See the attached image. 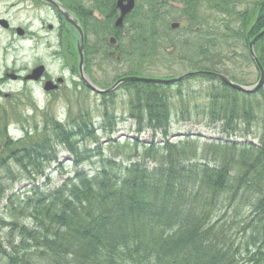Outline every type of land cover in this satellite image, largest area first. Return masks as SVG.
Masks as SVG:
<instances>
[{"label": "trees", "instance_id": "obj_1", "mask_svg": "<svg viewBox=\"0 0 264 264\" xmlns=\"http://www.w3.org/2000/svg\"><path fill=\"white\" fill-rule=\"evenodd\" d=\"M263 1L240 11L244 0H199L206 11L222 17L208 16L211 24L205 22V42L212 44L205 52L227 35L243 40L247 48L248 31L252 38L264 29ZM135 13L136 36L143 43L141 58L148 48L156 56L159 28L164 25V21L156 22L160 9L141 0ZM263 39L254 48L264 67ZM177 41L172 42L174 46ZM216 63L214 56L205 54L203 66L196 70L229 77L227 71L215 69ZM195 80L209 86L205 104L190 108L183 99L189 92L183 88ZM203 91L204 86L200 94ZM122 94L138 132L145 127L166 138L176 118L184 123L200 116L210 125L218 124L224 134L245 135L253 128L259 144L205 142L202 151L212 153L210 160L189 161L191 156H184L197 144L188 141L199 138L187 137L182 144L165 142L166 154L153 168L145 160L122 168L105 157L101 147L77 151L75 137L94 136L93 122L85 121L89 112L79 114L71 125L66 123L69 130L47 122L40 136L21 146V141L16 142L14 148L4 127L0 130L4 148L0 168L11 178L10 161L28 178L32 173L41 175L43 163L56 161L53 141L72 155L75 173L57 189H33L17 204L7 199L11 216L10 220L0 218V227L11 226V230L7 241H0V264H264V102L252 100L258 94L233 91L217 79L201 76L174 86L127 83ZM107 109L105 104L103 121H109ZM107 126L108 122L104 131ZM148 149L155 152L153 145ZM92 160L98 166L86 170L82 165ZM6 187L0 183V198ZM17 217L28 224L19 223Z\"/></svg>", "mask_w": 264, "mask_h": 264}, {"label": "rangeland", "instance_id": "obj_2", "mask_svg": "<svg viewBox=\"0 0 264 264\" xmlns=\"http://www.w3.org/2000/svg\"><path fill=\"white\" fill-rule=\"evenodd\" d=\"M256 1L257 0H244V4L238 8L242 11L246 7H252ZM19 2V0H0V18H5L11 23L13 28L17 26L28 30L27 27H29V30L31 29L33 32L37 33L40 38L47 36L48 41L42 38L43 40L39 41L37 45L33 44L32 47V45L25 42H20L17 38L11 36V33L4 32L0 29V130L6 127L7 136L11 135L13 139H17L14 143L21 141L19 145L21 146L33 140V137L35 138L36 136L37 138L42 134V129L47 122H57L63 125L65 130H69L65 126L66 123L71 125L72 121H77L79 114L81 115L82 112H89L88 118L85 119V121L90 119V121L93 122L95 129L94 136L75 137L73 142L77 146H75L77 151L81 152L83 150H92L96 147H101L104 156L109 159H114L122 168L129 167L131 163L138 161L142 162V160H145L149 168H153L157 163L163 160L166 154L163 152L165 142L171 145L182 144L179 142H184V140H187V137L199 138L198 140L188 141H194L197 144L195 150L184 156L185 158L191 156L189 157L190 159H188L189 161L210 160L213 156L212 153H208L207 155L202 151L205 142H239L258 146L259 140H257L256 136L258 132L254 131L255 129L253 130L252 128L251 133L245 135H239L237 133L224 134L220 133L218 124L210 125L208 119H202L200 116H193L192 121L184 123L177 122L178 120L176 118L172 123L171 129L168 130V136L166 138H163L159 132L153 135L152 131L145 127L141 132H138V127L135 125L134 121L129 118V110L128 106L125 105L127 101L122 94V86H116L107 95H99L89 90H84L82 86L77 85V77L75 76L77 74L71 75L69 70L62 71L61 65L64 64L58 59L60 58L58 55V39H55L54 35L48 34L46 30H41L39 21H28L25 14H23L22 8H24V6ZM200 9V14L204 16V18L208 16H212L213 19L216 18L217 20L222 18L215 13L203 11L204 6ZM134 17H137V14H135ZM208 20L212 21L210 18ZM45 21L52 22V20L48 18H45ZM168 22H170V20L165 21L164 25L159 28L161 38L157 40L156 45H160V57L151 54V52L148 53V48L145 50V52L147 51L146 54H144L145 57L141 58L140 48L143 46V43L139 42L140 48L139 45H132V43L128 41L127 36H130V38L137 37L131 30L133 27L129 23H126L123 27V32L126 34L123 42L126 46H129L127 50H131L133 57L137 60H145V63L150 61L144 64V68L140 70L141 75H152L159 78L177 77L189 71V67L186 65L188 62L181 59L189 61L188 55L194 54H190V52L185 53L187 49L184 48L181 50H183L185 55L177 56L173 53L174 50H172V47H174V45L172 42L177 38L179 40L180 33L175 30H169ZM233 27H236V25L234 24ZM103 35H99L98 37H102ZM120 35H118L117 38L119 42L121 39L119 37ZM92 38L91 35L87 40L90 39V41H93ZM189 40L196 42L192 35L189 36ZM176 44H178V42ZM176 44L175 46H177ZM262 45L264 46V39ZM208 46H212V44H207L204 40L203 48ZM170 48L172 49L169 50ZM209 50L210 55L217 53L220 57L226 58L223 61L225 64L222 65L220 63L218 70L224 69L231 77L244 82L247 86H254L258 82L260 74L254 67L252 61H247V48H245L243 40H235L227 35L223 41V38L219 37L216 46L210 47ZM233 52L235 53L232 56L231 53ZM195 56L197 58L201 57L198 55ZM220 57L219 59H221ZM136 59H134V61L138 62ZM36 61L46 65L52 78L66 77V79H68V81L65 82L66 84H64L65 87L62 85L59 90L50 93V101H47L45 96L42 95L36 84L23 87L18 80H9L5 76L6 72L11 74L10 71H13L12 74L18 76L24 67H28L30 63H35ZM77 62L78 59L76 55L75 71H77ZM259 64L264 72L263 65L261 63ZM89 66L92 80L100 90L112 86L115 80L125 73L123 68H121L122 64H117L113 60L109 61L107 59H102L95 61V63H91ZM67 76L69 77L67 78ZM72 76L75 82L71 81L70 78H72ZM200 86V82H191L184 85V93L189 92V95H183L185 96L183 99L190 108L205 104L204 93L209 85L206 84V81L203 82V94L199 93L202 90ZM32 91L34 93L33 95ZM263 97L264 84L258 96H255L252 100H256L255 102H264ZM111 102L113 103L111 104ZM105 104L109 108V110L107 109L110 117L109 121H103L102 119ZM251 107L253 111L257 110L253 102ZM254 114L258 115L259 111ZM107 122L110 127L107 126L106 131H104ZM110 129H112L111 132L108 131ZM49 130H51V126H49ZM240 130H243V128L241 127ZM49 132L52 133L51 131ZM14 143L12 148L18 146ZM151 145L154 146L153 150H155V152H149L150 150L148 148ZM51 147L52 151L55 152L56 161L47 164L43 163L41 168L44 171L41 175L32 173L31 177L28 178L13 161H10L9 166L11 175H13L14 178H11V176L6 173V169L0 168V183L4 184L5 187L9 186L6 187L8 190H4L3 196L0 198L1 219L4 220L8 218V220H10L9 217L11 214L10 208L6 203L7 199H11L17 204L26 199L33 189L36 191L57 189L64 180L74 175L75 166L72 164V155L63 145L57 144L54 141ZM12 148H10V150ZM177 151H179V148ZM175 157L179 158V156L176 155ZM2 158L4 159L5 156L2 155ZM86 163L82 165H85L86 170L94 171V167L98 166L93 160L87 165ZM27 170L33 172L32 170L34 169L29 167ZM17 221L21 224H28V221L20 217H17ZM10 230L11 226L0 227V241H7V235L10 234Z\"/></svg>", "mask_w": 264, "mask_h": 264}, {"label": "flooded vegetation", "instance_id": "obj_3", "mask_svg": "<svg viewBox=\"0 0 264 264\" xmlns=\"http://www.w3.org/2000/svg\"><path fill=\"white\" fill-rule=\"evenodd\" d=\"M20 4L24 6L23 14L27 17V20H34L33 22H40L39 27L41 30H46V32L50 35H54L55 39L57 38L58 48H62V59L64 65H61L62 71L69 70L71 75H75V48L73 46V38H75V30L74 28L69 26L67 20L71 19L75 21L77 24L79 23L82 33H83V66L82 72L84 79L90 84H94L95 82L92 80V74L89 72V65L91 63H95V61L99 60H113L117 64H122L123 70L125 73L120 76L123 78L125 76H138L140 74V70L144 68V64L149 63L150 61L144 62L145 60H137L133 57V53L131 50H127V47L123 42L126 34L122 32L123 28L115 29L114 23L118 18L119 13L116 9L117 0H50L51 3L44 2L42 0H19ZM151 2L152 5L158 7L160 9V15L156 22L160 21H168V26L172 23L175 24H188L191 29H187L184 31L185 34H196L193 27L194 24H199L201 22V15L198 14L202 6V2L199 3V0H147ZM52 4V5H51ZM180 6L182 7L180 9ZM188 8V9H187ZM95 12H98L97 15H94ZM45 18L51 19L52 22L45 21ZM134 16L128 15L124 19V25L126 23H134ZM180 25V26H181ZM179 26V25H178ZM16 27H12L11 23L7 25V33H11L13 37L17 38L20 42H25L29 45L36 44L41 40H47V36H43L42 38L29 27L21 28L22 32L19 35ZM122 32L119 33L118 31ZM104 34L105 36L108 34V37L104 43V39L102 43H98L97 35ZM121 34V35H120ZM93 41L90 39L91 37ZM118 35L120 42L118 41ZM114 37L116 40V46L113 49L114 41L110 42L109 37ZM13 39V38H12ZM94 43V44H93ZM200 45L198 41L196 42V52L194 55H191L188 59L189 61L186 65L189 67V71H194L199 67L203 66V57L200 49ZM171 50V48L169 49ZM168 50V51H169ZM130 51V52H129ZM175 53V52H173ZM55 54V53H54ZM53 54V55H54ZM157 55H161V51H157ZM180 54V53H177ZM195 55L201 56L197 58ZM55 56V55H54ZM180 56V55H179ZM57 57V56H55ZM58 58V57H57ZM115 58V59H114ZM59 59V58H58ZM136 59L138 62H135ZM42 67V73L40 77L35 79H27L28 75H32V71L37 69L38 67ZM13 72V71H10ZM19 75V81L25 87L26 85H34L36 84L39 87L42 95L45 96L47 101H50V93L62 87V85L66 84L68 81L66 77H55L52 78L46 68V65L42 62L36 61L35 63H30L28 67H24L22 72ZM7 72L5 76H7ZM69 75V74H68ZM76 76V75H75ZM148 77H153L152 75H144ZM69 76H67L68 78ZM76 84L83 87L85 90H90L88 86H86L80 79L79 74H77ZM71 81H74V77L70 78ZM115 80V81H117ZM50 82V84L45 87L46 83ZM65 87V85H64ZM26 93V91H25ZM32 91V95H33ZM4 150V148H3Z\"/></svg>", "mask_w": 264, "mask_h": 264}, {"label": "water", "instance_id": "obj_4", "mask_svg": "<svg viewBox=\"0 0 264 264\" xmlns=\"http://www.w3.org/2000/svg\"><path fill=\"white\" fill-rule=\"evenodd\" d=\"M134 5V0H118L117 1V8L119 9L120 15L117 18L116 22H115V27L121 26L122 24V20L123 18L132 10ZM0 24L2 25V27H6L5 22L0 20ZM178 25L177 24H172L171 28L174 29L176 28ZM77 31L80 33V43L77 46V52L79 54V59H80V67L82 64V34H81V30L79 28V26H76ZM264 34V31L261 32L258 36H256L250 43H249V51H250V55L253 59V61L255 62L257 68L259 69L260 72V77L258 82L256 83V85L252 86V87H243L240 85H237L231 81H229L227 78L223 77L222 75L216 74V73H211V72H196V73H190V74H186L182 77L176 78V79H171V80H156V79H145V78H125L122 79L120 81H118L110 90L107 91H100L97 90L96 88H92L96 93L98 94H104L106 92H109L111 90H113L116 86H118L120 83L122 82H126V81H136V82H144V83H158V84H172V83H176L178 81H181L182 79H185L189 76H194V75H204V76H211V77H215L219 80H221L225 85H227L228 87H230L231 89L240 91V92H244V93H254L256 91H258L263 83H264V72L263 69L261 68L254 52H253V44L255 42V40L260 37L261 35ZM39 70H36L37 73H39ZM35 71V72H36Z\"/></svg>", "mask_w": 264, "mask_h": 264}]
</instances>
